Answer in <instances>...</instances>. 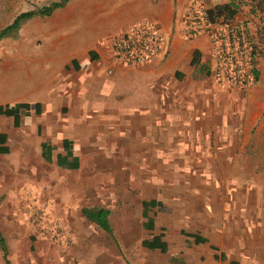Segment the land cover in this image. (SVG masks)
Returning <instances> with one entry per match:
<instances>
[{"label": "crops", "instance_id": "0c3cea01", "mask_svg": "<svg viewBox=\"0 0 264 264\" xmlns=\"http://www.w3.org/2000/svg\"><path fill=\"white\" fill-rule=\"evenodd\" d=\"M85 13L70 12L66 21L80 24L70 37L37 45L31 35L24 36L15 51L2 56L0 156L33 154L54 171L82 170L87 177L95 172L114 189L134 190L140 202H158L161 210L146 211L152 228L142 226L150 233L143 239L159 236L165 252L140 246L166 256L167 264H264V186L254 165L244 167L243 142L232 146L240 132L228 121L237 115H218L210 103L215 98L194 94L196 85L211 89L214 84L183 81L192 74L193 49L207 48V37L171 33L176 25L169 0H115L109 13ZM142 18L156 22L169 46L149 63L116 65L110 39ZM11 64L18 67L16 82L2 79L3 67ZM17 84L26 93L13 97L8 89ZM13 104L29 108L2 113ZM211 120L216 125L210 128ZM201 199L218 201L207 203V211L195 210ZM186 202H192L191 210ZM195 236L204 241L194 242ZM80 251L73 250L81 264H94Z\"/></svg>", "mask_w": 264, "mask_h": 264}, {"label": "rangeland", "instance_id": "374dc122", "mask_svg": "<svg viewBox=\"0 0 264 264\" xmlns=\"http://www.w3.org/2000/svg\"><path fill=\"white\" fill-rule=\"evenodd\" d=\"M52 1L56 0H0V28L8 24L19 12L35 10ZM155 1L153 0V3ZM114 2L115 0H69L48 16H35L24 21L14 34L0 39V63L3 55L8 56L11 51L16 50L14 45L24 36L31 35L29 40L37 45L55 38L64 40V37H70L80 28L78 22L66 21L71 11H77L80 15L82 12H88L93 17L109 13ZM224 2L226 0H169L171 16L176 25L171 33L176 32L186 37L189 28L201 27V22L197 19L201 6ZM247 8L244 6L234 16L236 22L251 19ZM107 20L110 18H106L105 22ZM211 27L215 28L220 33L219 38H222L225 25L220 23ZM250 27L253 33V23ZM198 33L205 35L209 40L208 47L201 51V55L203 61L209 62L211 74L203 81L214 84L215 87L204 88L202 83L196 85L194 94L205 99L215 98V101L210 103H213V107L215 105L211 108L218 115L225 112L237 115L228 121L233 125L235 132H240L233 138L234 143L231 140L232 146H235L236 142L239 148L243 142V153L245 146L244 156L247 161L244 167L254 165L262 178L261 185L264 186V53L257 59L259 74L256 83H243L246 68L244 54L241 52L234 53L238 67L237 76L227 79L224 77L221 61L223 57H228L221 51L222 48H217L221 39L212 41L204 29ZM111 35L105 37L110 38ZM87 38L90 39L88 36ZM163 44L165 48L167 44L169 46L167 35H164ZM231 51L234 52L233 49ZM4 67L2 79L6 82H16L18 67L13 64ZM188 80L196 81L191 76L183 79ZM188 87L189 85H184V90ZM8 93L15 97L26 93V87L17 84L9 88ZM199 106L200 103L196 108L201 113ZM208 123L210 128L216 125L214 120ZM243 129L247 132L242 133ZM234 160H237L238 164L241 161L236 156ZM242 160L244 161V158ZM120 170L122 175L132 176L128 170ZM237 171L241 172L242 169ZM97 175L93 172L87 177V173L82 170L54 171L33 154L27 158L15 152L0 156V233L7 244L10 264H81V260H77L78 254L73 252L75 247L76 250H81L83 259L88 255L93 257L94 264H98L96 260H110V264H167L166 256L151 253L140 246V240L150 233L142 227L144 219L140 216V201L136 199L134 190L125 192L122 188L114 189L106 183L104 177ZM133 185V189L138 187ZM130 187L127 185V189ZM216 201L206 202L201 199L195 202V210L207 211V203L213 206ZM82 207L106 208L109 211L107 220L110 233L84 219L80 213ZM186 208L191 210L192 202H186ZM187 225L193 228L191 224ZM169 234L177 237L172 232ZM173 244H176V241ZM112 257L115 260L112 261ZM0 264H3L1 251Z\"/></svg>", "mask_w": 264, "mask_h": 264}, {"label": "trees", "instance_id": "16d2710c", "mask_svg": "<svg viewBox=\"0 0 264 264\" xmlns=\"http://www.w3.org/2000/svg\"><path fill=\"white\" fill-rule=\"evenodd\" d=\"M69 0H56L47 5H43L35 10H25L16 14L13 19L0 28V39L11 36L14 34L20 25L35 16H48L54 10L63 7ZM247 6V13L251 16V19H245L241 22H236L234 16L241 11V9ZM185 15V14H184ZM198 22H201L200 28H189L186 33V37H192L197 34L199 30H205L209 32L212 25L224 24L225 33L220 37V33L215 39H222L217 48H222V52L226 54L228 58L223 57L222 65L224 77L227 79H233L236 77L237 69L236 58L234 53L244 54V64L246 71H244L243 83H256L258 80V69L256 67L257 59L264 53V0H226L224 3H213L210 6H201L199 15L197 16ZM184 20V19H183ZM254 20V21H253ZM253 23L254 32H251L250 25ZM198 27V26H197ZM204 27V28H203ZM212 28V27H211ZM185 36V35H184ZM211 40L213 38L211 37ZM234 50L231 51V50ZM228 51V52H225ZM222 56V55H221ZM227 60V62H226ZM190 66H192L191 77L193 79H204L211 74V68L208 61L201 60V53L198 49H193L191 53ZM248 68V69H247ZM250 79V80H249ZM27 110L28 104H13L5 106L2 113L11 114L16 113L20 108ZM3 141V137L0 136ZM4 149H0L3 151ZM141 217L145 219L142 226L146 229L152 228V219L146 216L148 209L157 206L161 210L162 206H159L155 201H141ZM80 213L84 219L93 223L106 233H110V226L107 220L109 211L104 207H82ZM203 238L197 236L194 237V242H203ZM140 245L150 250L158 249L161 253L165 252L163 243L159 240V236L152 237L150 239H143ZM0 251L2 253L3 263L10 264L7 256L6 246L3 237L0 234Z\"/></svg>", "mask_w": 264, "mask_h": 264}, {"label": "built area", "instance_id": "2783aa9c", "mask_svg": "<svg viewBox=\"0 0 264 264\" xmlns=\"http://www.w3.org/2000/svg\"><path fill=\"white\" fill-rule=\"evenodd\" d=\"M208 34L212 38L218 36L215 28H211ZM110 48L111 58L116 65L149 63L163 52V36L154 20L142 18L115 34L110 39ZM107 73L111 71L107 70Z\"/></svg>", "mask_w": 264, "mask_h": 264}]
</instances>
